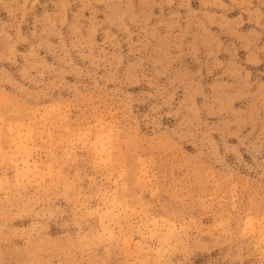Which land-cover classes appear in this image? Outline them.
I'll use <instances>...</instances> for the list:
<instances>
[{
  "label": "rangeland",
  "instance_id": "374dc122",
  "mask_svg": "<svg viewBox=\"0 0 264 264\" xmlns=\"http://www.w3.org/2000/svg\"><path fill=\"white\" fill-rule=\"evenodd\" d=\"M262 20L259 0H36L0 49V194L50 198L0 225V260L264 264Z\"/></svg>",
  "mask_w": 264,
  "mask_h": 264
},
{
  "label": "clouds",
  "instance_id": "9594fccd",
  "mask_svg": "<svg viewBox=\"0 0 264 264\" xmlns=\"http://www.w3.org/2000/svg\"><path fill=\"white\" fill-rule=\"evenodd\" d=\"M126 10L130 8L132 0H111ZM36 3V0H0V49L5 48L7 43L12 40H20L23 37L20 33L21 25L25 24L28 20L29 14L32 12V6ZM261 6H264V0H259ZM3 14H6V19L3 18ZM123 20V17H121ZM261 28H264V20L261 21ZM35 33H33L34 35ZM18 156H23V149L17 153ZM89 160L85 158L82 164L84 170H89ZM12 170L5 168L3 164H0V183L3 182L6 176H10ZM48 190L41 192L37 197L35 193H32V187L27 183L24 186H18L13 184L10 188L6 189L4 194H0V225L6 223L9 219L15 218L22 213L30 203H34L36 199L50 198L48 197ZM29 193H32L29 196ZM120 223L123 228L134 229L140 226L141 221L135 217L123 215L120 216ZM18 245L23 249L22 242H18ZM0 264H57L55 260L47 259H16V260H0ZM58 264H66L65 261H59ZM68 264H80L79 261L68 262ZM85 264H92V262H85Z\"/></svg>",
  "mask_w": 264,
  "mask_h": 264
}]
</instances>
